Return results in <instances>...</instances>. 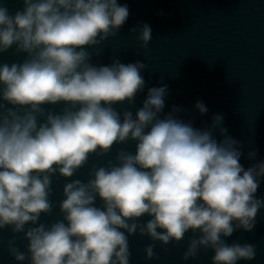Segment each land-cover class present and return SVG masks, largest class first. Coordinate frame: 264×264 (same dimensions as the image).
Returning a JSON list of instances; mask_svg holds the SVG:
<instances>
[{"label": "clouds", "instance_id": "clouds-1", "mask_svg": "<svg viewBox=\"0 0 264 264\" xmlns=\"http://www.w3.org/2000/svg\"><path fill=\"white\" fill-rule=\"evenodd\" d=\"M128 16L127 4L117 0H23L14 14L0 3V53L13 45L27 53L22 63L0 66V98L7 102L0 103V229L25 232L41 213L51 214L55 173L72 177L90 155L138 141L134 155L121 150L117 163L93 166L87 183H66L63 219L28 228L27 253L13 246V237L10 254L30 264H130L129 236H148L166 249L191 229L183 260L197 258L201 249L214 251L212 264L254 260L255 244L229 245L221 237L255 227L264 208L254 195L264 161L245 170L239 142L227 129L219 128L222 140L214 138L222 115H214L206 130L176 118L181 109L175 106L159 118L167 85L148 89L135 118L124 111L121 121L112 107L134 102L144 90L147 65L114 60L96 66L86 46L116 36ZM151 39L150 26L143 24L136 40L147 48ZM60 102L59 113L42 107ZM195 107L207 112L202 102ZM97 195L101 207L95 206ZM145 214L152 218L139 222ZM154 249L155 243L145 247L146 260L159 259Z\"/></svg>", "mask_w": 264, "mask_h": 264}, {"label": "water", "instance_id": "water-1", "mask_svg": "<svg viewBox=\"0 0 264 264\" xmlns=\"http://www.w3.org/2000/svg\"><path fill=\"white\" fill-rule=\"evenodd\" d=\"M0 3L12 14L23 8V0H0ZM117 3L128 6L126 22L116 36L99 46H86V50L91 54L90 63L96 66L110 65L114 60L123 64L140 61L147 65L141 73L144 90L136 94L134 102L112 105L121 113V121L124 111H131L135 118L149 88L167 85L165 107L159 118L163 119L175 106L181 109L173 113L176 118L206 130L211 128L214 115H222V124L213 129L214 138L218 142L222 140L219 128L227 129V135L239 142L242 152L239 163L245 170L264 161V0H117ZM143 24L151 28L152 39L147 48H142L136 40ZM15 49L13 45L0 53V66L24 61L27 53H17ZM197 102L205 105V114L195 107ZM0 103L7 102L0 98ZM42 107L59 113L64 103ZM137 143L129 139L126 143H115L105 155H90L72 177L55 173L51 177L49 197L54 206L51 214L41 213L36 225L30 222L25 225V232L40 223L49 226L62 220L59 205L65 199L64 185L77 179L87 183L92 178L89 172L93 166L107 167L109 161L117 163L116 156L121 150L134 155ZM253 151L256 155L250 159L249 153ZM254 195L264 200V177L260 178ZM95 206H102L98 195ZM151 218L145 214L139 222L146 223ZM25 232L13 233L11 226L0 229V264H30L27 259L16 261L9 252L8 242L15 237L13 246L27 253L29 242ZM195 235L198 237L199 232ZM193 237L190 229L180 244L170 242L166 250L161 242H153L148 236L131 235L130 264H212V249H201L195 259H181ZM221 238L229 245L235 242L257 246L254 260H241L237 264H264V208L258 211L251 232L237 229L230 237ZM150 243H155L154 251L159 259H145L144 249Z\"/></svg>", "mask_w": 264, "mask_h": 264}]
</instances>
